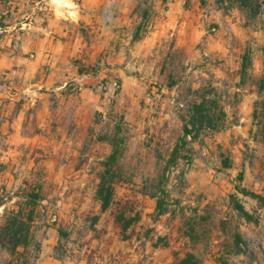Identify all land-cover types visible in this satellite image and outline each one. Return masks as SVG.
Segmentation results:
<instances>
[{
	"label": "rangeland",
	"instance_id": "obj_1",
	"mask_svg": "<svg viewBox=\"0 0 264 264\" xmlns=\"http://www.w3.org/2000/svg\"><path fill=\"white\" fill-rule=\"evenodd\" d=\"M47 1L0 0V194L38 196L29 262L264 264V0H54L72 24ZM202 98L217 129L184 137Z\"/></svg>",
	"mask_w": 264,
	"mask_h": 264
},
{
	"label": "trees",
	"instance_id": "obj_2",
	"mask_svg": "<svg viewBox=\"0 0 264 264\" xmlns=\"http://www.w3.org/2000/svg\"><path fill=\"white\" fill-rule=\"evenodd\" d=\"M209 104L205 98H202L198 104L193 106L192 115L189 122L184 127V137H190L196 128L201 129H217L214 123L215 114L213 109L209 108ZM218 112L225 115L222 109ZM194 141V136L191 138ZM179 144L174 148L170 160L175 162L179 157ZM243 195H249L245 190H241ZM99 199L103 211L110 209L113 205L112 193L109 189L101 188L99 191ZM263 204L264 198L255 194H251ZM26 199L23 202H17L13 208H7L4 197L0 194V207L3 208V216L5 222L0 226V248L5 250L10 256L9 264H31L28 259L34 260L36 253L39 251V244L35 239L36 232V212H37V197L33 194H26ZM236 210L246 220L251 221L252 217L242 206L235 205ZM133 219L126 221L123 231H126L131 225ZM158 245V242H156ZM177 264H200L199 261L191 254L183 258H177Z\"/></svg>",
	"mask_w": 264,
	"mask_h": 264
},
{
	"label": "crops",
	"instance_id": "obj_3",
	"mask_svg": "<svg viewBox=\"0 0 264 264\" xmlns=\"http://www.w3.org/2000/svg\"><path fill=\"white\" fill-rule=\"evenodd\" d=\"M67 3H69V4L72 3L74 5L73 0H67ZM42 4L44 5L43 7H41V6L39 7L38 5H35V6H33L32 9L33 10H36V9L41 10V9L44 8L45 10H47L48 12L45 13V16L47 17L48 20L51 19V17L49 15H50V12L52 11L53 13L55 12V13H58L59 15L62 14L64 20L61 19V17H60V20H59V22H61L62 24L66 23V22H69L71 24L74 23L71 15L75 13V10L74 9H69L66 4H62V5L55 4L54 0H49V1H47L45 3H42ZM45 32H49L50 33L51 30L46 27ZM46 42L48 43L49 46H53V41L52 40H50V41L49 40L48 41H46V40L41 41L40 45H45ZM5 44H6L5 41H0V46L5 47ZM58 45H59V43H58ZM66 47H68V48L71 47V43H67ZM40 55L42 57H44V58H48V57L52 56L50 53H48V50H45V52H41Z\"/></svg>",
	"mask_w": 264,
	"mask_h": 264
}]
</instances>
